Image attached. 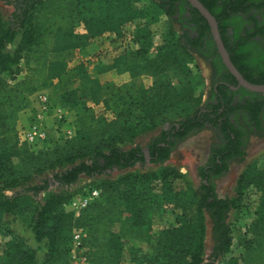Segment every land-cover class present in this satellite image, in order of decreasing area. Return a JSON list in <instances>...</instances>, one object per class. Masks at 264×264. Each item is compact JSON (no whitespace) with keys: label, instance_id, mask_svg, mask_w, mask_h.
<instances>
[{"label":"trees","instance_id":"obj_1","mask_svg":"<svg viewBox=\"0 0 264 264\" xmlns=\"http://www.w3.org/2000/svg\"><path fill=\"white\" fill-rule=\"evenodd\" d=\"M155 1L173 23H177L173 18L177 4L181 5L182 27L177 41L157 48L151 57L149 30L138 27L132 37L136 49L114 57L110 65L95 66L92 73L84 63L69 71L68 54L86 51L108 35L122 38L127 24L146 17L143 0H14L11 4L15 11L10 19L6 21L0 14V222L7 215L17 216L21 210L17 203L20 195L8 197L6 191L40 179L23 191L37 198L52 187H73L81 176L94 179L137 164L143 166L146 161L142 148L134 144L140 136L167 124L177 135L201 128L204 113L201 107L190 111L196 89L194 77L185 67L197 59V54L208 52L216 55L215 63L222 68L224 65L208 22L196 9L186 0ZM199 1L216 18L234 66L251 83L264 85V27L252 14L264 9V0ZM184 6L190 9L189 19L182 15ZM240 15L256 24L254 34V30L241 34L246 21ZM80 26L84 29L81 35L76 31ZM255 37L261 40L250 43ZM15 45L11 52L10 47ZM38 49L43 51L39 65L28 60L30 53ZM143 71L154 77L153 86L147 89L134 82L117 85L101 83L99 79L108 72L136 78ZM54 82L58 98H49L53 105L70 113L74 135L59 140L50 136L43 145L20 142L15 124L18 114L32 111L34 103H29V96L51 89ZM253 98L256 105L251 117L257 121L264 98L260 94H253ZM84 99L102 106L104 112L97 115ZM63 122L70 128L67 115ZM166 136L150 142L151 164L163 165L174 152ZM228 138L231 139L229 135ZM46 174L50 176L45 177ZM157 178L160 182H156ZM179 179L175 170H164L161 175L127 174L105 179L94 188L100 191V197L78 216L68 212L66 206L85 189L75 194L51 193L33 216V238L38 251L45 252L43 260L38 261L36 251L15 237L4 243L0 264H72L70 243L75 230L83 231L87 264H120L125 244L130 241L140 244V249L131 248L134 264H220L226 255H230L226 264H264V170L255 171L249 165L239 176L235 199H220L212 185L204 184L178 194L174 183ZM251 186L261 191L257 216L234 250L229 216L233 210L243 208V199ZM155 188H159L157 196L150 194ZM157 198L174 205L179 213L176 226L164 229L153 240L152 208ZM207 217L212 234L208 255Z\"/></svg>","mask_w":264,"mask_h":264},{"label":"rangeland","instance_id":"obj_2","mask_svg":"<svg viewBox=\"0 0 264 264\" xmlns=\"http://www.w3.org/2000/svg\"><path fill=\"white\" fill-rule=\"evenodd\" d=\"M14 0H0V14L3 18L8 21L11 15L14 13L15 8L11 4ZM143 9L145 10L146 17L144 20L135 21L133 23L127 24L123 30L122 38H117L115 36H108L97 40L86 51L80 52L79 50L72 51L68 54L67 57V69L71 71L74 66L79 63H84L90 73L93 72L95 66H107L111 64V60L114 57H118L125 51H133L136 49L132 37L134 32H136L138 27H146L149 30L150 37L152 39V47L150 51L151 57H154L157 53V48L165 45H171L175 43L179 36V25L173 23L171 19L158 8L155 0H143L141 3ZM78 34H84V29L82 26L76 29ZM15 46L10 47L12 52L15 49ZM43 58V51L41 49L32 51L28 56V60L34 61L37 65L41 64ZM185 70L190 72L194 77L195 85V103L192 104L190 111L200 108L203 106V99L206 97L207 92L209 91V81H208V69L206 65L198 59H195L193 63L187 65ZM100 80L102 82L113 81L116 84L121 85L122 83L134 82L140 88H150L153 86L154 77L146 73L145 71L141 72L136 78L132 77L127 73L123 74H110V75H101ZM56 82L52 85L51 89H43L52 98L54 101H57L58 90H55ZM37 93L31 94L29 96V103H34L36 100ZM84 103L89 108L94 109L97 115H100L104 112L102 106L93 105L90 101L84 99ZM64 113L68 116V121H71L70 129L75 133V125L72 123V116L67 110H64ZM68 113V114H67ZM110 114V113H109ZM74 122V121H73ZM20 142H22L21 131L26 125V121L23 113L18 114V118L15 121ZM160 129L149 132L143 136H140L134 141V144H141L145 146L150 138L153 135H156ZM212 133L210 131H203L200 134L194 136V138L187 144L176 149L171 155L170 159L163 165H154L146 163L143 166H135L130 169L123 171L115 170L110 176H100L94 179L87 178L86 176H81L78 183L71 188L58 189L52 187L49 191L42 193L39 197L33 198L31 194L25 193V188L29 185H35L40 182V179L33 180L30 183H27L22 186L15 187L9 191H6V196L15 197L20 195L18 199V206L20 211H18L17 216L12 219L13 216H8V220H3L0 225V234L4 232H12L13 234L9 237L0 235V260L2 258V249L3 244L15 237H19L25 241L24 245L36 251V256L38 261H42L44 258V251H38V245L34 242L32 225L34 220L35 209L38 205H42L49 194L65 192L75 194L82 191L83 189H94L95 186L105 180V179H117L123 175L127 174H144V173H155L161 175L164 170H175L179 175L180 179L175 181L174 190L178 194L188 193L190 190H195L197 188L198 181L195 176V168L201 163L204 159L208 142L211 141ZM253 147L249 149L248 156L244 159L243 165L240 166V171H233L228 176L224 177L218 181V191L222 196H226L230 199H235L237 197V182L239 176L243 171H245L249 165H252L255 171L264 170V141L260 145L254 144ZM50 176V174H46ZM156 182H160V178H157ZM156 185V184H155ZM157 186V185H156ZM158 189L155 188L153 191H150L151 195H159ZM261 191L251 186L246 195L245 201L243 199V208L240 211L233 210L229 216V224L233 230V244L234 250L238 247L240 240L243 237L245 230L251 225V223L256 218V211L259 207L260 194ZM152 238L156 240L159 234L166 228L174 227L177 224V215L178 210L174 209V205L171 203L163 202L161 199H156V202L153 204L152 208ZM13 222H10L12 221ZM9 221V222H4ZM8 226V227H6ZM9 229L8 231H6ZM205 244H206V254L208 255L212 246V234H211V225L209 218L207 217V226L205 233ZM139 243L135 241H130L125 244L123 251V257L120 264H134L131 261V248L140 249ZM37 249V250H36ZM146 249V248H145ZM147 251V250H146ZM230 258V255H226L220 260V264H226Z\"/></svg>","mask_w":264,"mask_h":264},{"label":"flooded vegetation","instance_id":"obj_3","mask_svg":"<svg viewBox=\"0 0 264 264\" xmlns=\"http://www.w3.org/2000/svg\"><path fill=\"white\" fill-rule=\"evenodd\" d=\"M177 5V13L173 18L181 28L182 24L179 23V18L182 8L179 3ZM184 8L185 12L182 15L184 18L189 19L190 9L187 6H184ZM252 14H255L259 23L264 27V9L258 11L254 10ZM252 14H249V16H252ZM242 18L246 22L241 26V34L248 35V32L252 30H254V32H251V34H254L257 29L256 24L250 21L249 18L247 19L245 15L242 16ZM183 24H187V21L185 20ZM229 32L233 35V30L230 29ZM194 36H197V34H194ZM254 40L260 41L261 38L255 37L249 42L251 43ZM223 44L225 46L224 41ZM204 55L197 54L198 61L204 63L208 69L209 81V91L203 99L204 103L201 107V112L204 113L200 119V122L203 123L200 126L201 128H195L186 135H177L172 132V126L167 124L162 127L156 135H153L145 146L139 145L142 148L146 163L151 164L152 158L149 146L151 144L150 142L157 137L167 135L168 137L166 136L165 139L170 142L169 146L172 148L174 147V151H176V149L189 143L194 136L205 130L210 131L212 137L211 141L208 142L204 159L195 168V176L198 181L197 188H201L203 184L206 186L212 185L220 199H227L228 197L222 196V194L219 193L218 181L228 176L233 171H240V166L243 165L244 159L248 156L249 149L253 147V141L256 145H260L264 141V108L260 111L257 121H254L251 117V113L256 105L253 94H260L263 98L264 94L254 93L239 86L236 78L231 75L223 64L219 54L221 63L224 65L225 69L218 63H215L216 55L213 56L211 52ZM241 75L248 81L245 75ZM177 128H179V126ZM228 135L231 139L228 138ZM162 146H164V144H162Z\"/></svg>","mask_w":264,"mask_h":264},{"label":"built area","instance_id":"obj_4","mask_svg":"<svg viewBox=\"0 0 264 264\" xmlns=\"http://www.w3.org/2000/svg\"><path fill=\"white\" fill-rule=\"evenodd\" d=\"M106 37V36H105ZM110 36L108 35V38ZM104 38V37H102ZM100 38V39H102ZM26 125L21 131L22 142L30 145H43L50 136L57 140L65 136L71 138L73 132L64 124L66 114L59 106L53 105L46 93H38L32 111L23 113ZM100 197V191L85 189L83 193L75 195L66 206L68 212L79 215L93 200ZM83 231L75 230L70 243V257L72 264H87V257L82 247Z\"/></svg>","mask_w":264,"mask_h":264},{"label":"water","instance_id":"obj_5","mask_svg":"<svg viewBox=\"0 0 264 264\" xmlns=\"http://www.w3.org/2000/svg\"><path fill=\"white\" fill-rule=\"evenodd\" d=\"M194 9H196L201 16L208 22L212 37L215 41L218 54L220 55L223 64L227 70L231 73L232 76L236 78L239 83V86L244 87L245 89L254 92L264 94V85H256L248 82L243 78L240 72L232 63L230 56L223 44V41L220 36L218 22L216 18L211 14V12L199 1V0H186Z\"/></svg>","mask_w":264,"mask_h":264},{"label":"crops","instance_id":"obj_6","mask_svg":"<svg viewBox=\"0 0 264 264\" xmlns=\"http://www.w3.org/2000/svg\"><path fill=\"white\" fill-rule=\"evenodd\" d=\"M110 74H118V73H116V72H108V73H106V74H102V75H110ZM101 76V75H100ZM100 76H99V79H100ZM101 81V80H100ZM107 82H113V81H107ZM101 83H106V82H102L101 81ZM114 83V82H113ZM116 84V83H115ZM123 84V83H122ZM117 85H119V84H117ZM8 218V215L7 216H5V218H4V220H8L7 219ZM12 219H14V217H12ZM4 222H9V221H4ZM10 222H13V220L12 221H10ZM2 223L0 222V225H1ZM6 237V236H5ZM4 245V244H3ZM2 254V253H1Z\"/></svg>","mask_w":264,"mask_h":264}]
</instances>
